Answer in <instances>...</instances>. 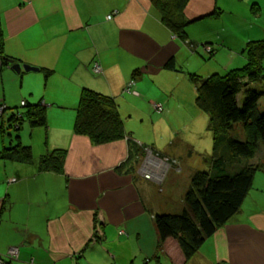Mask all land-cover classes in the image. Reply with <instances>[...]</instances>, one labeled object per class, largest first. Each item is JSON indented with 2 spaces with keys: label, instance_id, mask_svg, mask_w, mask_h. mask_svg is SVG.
I'll use <instances>...</instances> for the list:
<instances>
[{
  "label": "crops",
  "instance_id": "obj_1",
  "mask_svg": "<svg viewBox=\"0 0 264 264\" xmlns=\"http://www.w3.org/2000/svg\"><path fill=\"white\" fill-rule=\"evenodd\" d=\"M220 1L189 0L181 40L150 0H0L1 136L9 111L24 108L22 102L42 104L47 119L9 140L8 147L29 146L33 163L0 158L3 258L17 248L13 264H264V169L256 170L239 211L185 260L176 240L158 246L153 218L183 209L192 174L210 168L212 143L192 157V146L178 148L170 132L151 142L129 129L132 117L154 127L157 113L162 127L174 105L196 94L188 74L240 68L247 43L264 39V0H243L242 18L230 10L225 20ZM226 20L228 27L215 26ZM205 43L214 58L197 47ZM4 58L39 70L16 72ZM171 60L175 69L166 68ZM85 88L116 101L125 138L95 145L74 133ZM181 124L187 128L190 120ZM57 149L65 152L63 172H40L38 159Z\"/></svg>",
  "mask_w": 264,
  "mask_h": 264
},
{
  "label": "trees",
  "instance_id": "obj_2",
  "mask_svg": "<svg viewBox=\"0 0 264 264\" xmlns=\"http://www.w3.org/2000/svg\"><path fill=\"white\" fill-rule=\"evenodd\" d=\"M188 1L150 0L163 25L181 40L187 38L189 21L184 10ZM243 54L245 65L226 74H212L205 78L188 74L189 81L197 88V107L209 115L208 129L212 133L210 168L192 174L180 212L160 213L153 218L158 246L164 245L168 239L176 240L185 260L239 211L256 170L264 169V164L249 162L264 143V112L258 107L261 93L252 86L259 83L264 87V39L248 42ZM166 68L175 69L174 62L169 61ZM43 71L46 76L50 73L46 69ZM22 107L23 112L12 113L8 118L10 129L18 132L25 122L31 128L46 126V111L42 104L24 102ZM236 125H242L244 139L237 138L234 133ZM74 133L87 136L95 145L118 141L127 135L116 101L86 88L82 90L76 107ZM0 158L34 162L32 149L19 142L4 147ZM64 158L63 150H53L38 159V170L62 173Z\"/></svg>",
  "mask_w": 264,
  "mask_h": 264
},
{
  "label": "rangeland",
  "instance_id": "obj_3",
  "mask_svg": "<svg viewBox=\"0 0 264 264\" xmlns=\"http://www.w3.org/2000/svg\"><path fill=\"white\" fill-rule=\"evenodd\" d=\"M223 5V12H224V16L222 17L223 20H225L226 18V14L230 12V10H232L234 13V15L236 16H242L244 12V10L248 9V5L246 3L245 6V1L243 0H222L219 2ZM218 11V10H217ZM258 11V8H256V12ZM242 18V17H241ZM230 24L229 22L226 20L224 22V24L218 23L215 24L216 27H228ZM197 47H201L203 49V55L205 56V58H209L211 56H213V58L215 57V51L212 45H209L207 43L197 46ZM201 54V53H200ZM212 75V73H210ZM201 77H208L209 74H199ZM188 77V76H187ZM189 80V78H188ZM190 84H192L189 81ZM7 85V84H6ZM5 85V86H6ZM193 88H195V90H197L195 85H192ZM253 88L255 90H257L259 93H261V97L259 99V110L260 108L264 107V87H262L261 84L256 83L255 85H252ZM251 86V87H252ZM195 98H196V94L192 93L190 94L187 102L185 103L182 101L181 105H174L173 109V113L167 117L164 121V124L162 125V127L158 126L156 124V122L158 121L157 115H159L157 113V115H155L152 118V122L155 123L154 127H152L151 125H145L143 122H140L138 119H133L134 117H132L130 120L131 126L129 125V129H134V133H137L138 135H144V137H147V141H151L153 142L155 138L158 137V135L160 136L163 133V130L166 132H170L173 135H175V144L176 146L179 148L182 147V145L186 146L187 144L190 145V150L194 151V155L192 157H194L195 155H197L196 153L199 154H203L205 153V151H207V145L210 143H212V133L210 132V130L208 129V124H209V115L206 112L200 111L195 103ZM239 99V104H241V94L238 96ZM258 103V104H259ZM188 106V108H187ZM153 109H155L157 112H161L162 111V106L160 104H152ZM193 110L192 112H189V110ZM23 112L24 109L23 108H19V109H14V110H10V113H16V112ZM151 112L154 114L155 111L151 110ZM264 112V111H261ZM190 120V127L189 125L187 126V128L182 125L181 123L186 120V119ZM6 123H8L6 121ZM24 128L18 132H15L12 128L10 129L9 127H7V129L3 130V135L1 136L0 133V139L3 138L4 141L6 142V146H9V140L12 139L16 140V137L18 135H20V133L28 128V123L25 122L23 123ZM176 127V128H175ZM156 129V130H154ZM234 133L237 134V138L239 139H244V131H243V127L242 125H236V127L234 128ZM28 130V129H27ZM25 133V132H24ZM175 133V134H174ZM11 136V138L9 137ZM151 144H149L150 147ZM211 149H212V144H211ZM209 154H211V151L208 152ZM205 155V154H203ZM211 156L207 157L206 159H210ZM257 159L255 161L256 163H261L264 164V143L261 144V146L258 149V154L256 155ZM255 157V158H256ZM254 163V162H253ZM177 164V162H176ZM145 177L150 178L149 174H145ZM122 248H129V247H124L122 246ZM15 248H10V251H14ZM6 264H13L12 263V259L7 258L5 259Z\"/></svg>",
  "mask_w": 264,
  "mask_h": 264
},
{
  "label": "built area",
  "instance_id": "obj_4",
  "mask_svg": "<svg viewBox=\"0 0 264 264\" xmlns=\"http://www.w3.org/2000/svg\"><path fill=\"white\" fill-rule=\"evenodd\" d=\"M108 18H110V16H108ZM101 71V69H100V66L97 64V63H95L94 64V72L95 73H99ZM22 104H24V102H22ZM3 110H4V106H0V116H1V114L3 113ZM10 250V249H9ZM6 258H11L12 260H15V259H17V257H18V249L17 248H15L14 249V251H8V253L6 254V256H5ZM6 258H3L1 255H0V264H6Z\"/></svg>",
  "mask_w": 264,
  "mask_h": 264
},
{
  "label": "water",
  "instance_id": "obj_5",
  "mask_svg": "<svg viewBox=\"0 0 264 264\" xmlns=\"http://www.w3.org/2000/svg\"><path fill=\"white\" fill-rule=\"evenodd\" d=\"M4 60L7 62V63H10L12 66V69L15 70L16 72H20L21 69L25 70V71H34V72H37L39 69L36 68V67H33V66H30V65H27V64H19V63H14V60L13 59H10V58H4Z\"/></svg>",
  "mask_w": 264,
  "mask_h": 264
}]
</instances>
